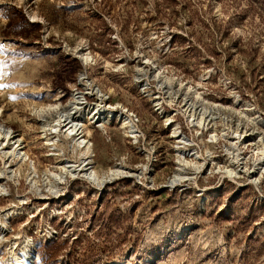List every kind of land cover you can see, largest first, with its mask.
<instances>
[{
    "label": "rangeland",
    "instance_id": "obj_1",
    "mask_svg": "<svg viewBox=\"0 0 264 264\" xmlns=\"http://www.w3.org/2000/svg\"><path fill=\"white\" fill-rule=\"evenodd\" d=\"M4 7L20 10L38 27L23 32L6 27ZM31 9L39 14L36 20ZM78 44H86L94 56L86 67L75 55ZM146 57L164 65L169 75L198 86L204 105L221 116L218 129L226 119L230 130L239 124L248 133L264 135V125L251 119H264V0H0V123L29 143L41 180V190L32 187L22 169L18 183H5L8 192L0 195V208L24 206L8 237L23 231L32 236L45 264H264V180L260 188L242 187L222 180L212 165V172L208 168L198 174L199 187L188 181L169 186L176 169L172 129L135 82ZM64 64L68 70L61 73ZM151 67L146 64L141 72L149 74ZM208 70L209 78L201 80ZM83 72L110 93L107 104L136 113L145 134L134 142L116 121L105 129L91 124L98 169L122 161L138 170L148 163L154 169L151 178H120L99 192L88 181L69 177L61 191L47 189L43 175L58 168L57 159L49 156L52 150L42 139L32 106L58 97L66 107L75 88L86 91L79 84ZM150 83L149 90L158 92L156 80ZM160 91L165 110H179L174 119L195 140L193 147L210 161L209 148L215 161L225 164L228 142L221 139L210 148L208 130L202 137L197 133L201 128L181 114L184 98L169 100ZM85 97L90 103L98 100ZM237 98L243 107L250 105L249 116ZM249 142L247 155L255 148ZM18 194L28 200L22 204ZM49 226L56 232L52 237L45 232ZM7 243L0 242V258L7 257Z\"/></svg>",
    "mask_w": 264,
    "mask_h": 264
},
{
    "label": "bare ground",
    "instance_id": "obj_2",
    "mask_svg": "<svg viewBox=\"0 0 264 264\" xmlns=\"http://www.w3.org/2000/svg\"><path fill=\"white\" fill-rule=\"evenodd\" d=\"M37 1L35 0V2ZM29 15L32 20H36L39 16L34 9L29 10ZM119 41L122 45L124 44L120 38ZM74 52L85 67L95 60L86 44H78L74 48ZM146 64H152V71L149 74L145 71L141 72ZM210 72L208 70L203 74L201 80L208 79ZM151 79L156 80L155 87L158 92L149 90L152 86ZM135 82L143 93L152 98L155 110L163 117L166 126L172 129V137L175 140L176 169L173 176L168 180L171 188L185 185L182 183L184 181H188V185L193 183L199 187L198 174L204 170L207 171L208 168L209 172H212L210 168L212 165H215L216 172L221 173L222 180L227 179L242 187L253 184L260 188V183L264 180V135L261 132L251 131L248 133L247 130L240 128L239 124L230 130L232 126L226 119L223 120V127L218 129V112L213 107L204 105L206 99L203 98V92L199 90V87L189 82L184 83L169 75L164 65L156 63L150 57L144 58L142 64L137 67ZM79 84L86 91L75 88L71 93L73 99L66 107L61 106V103L57 101L58 97L54 103L35 102L36 104L34 103L32 106L33 112L38 116L37 121L41 126L42 139L45 145L52 150L49 156L57 159V166L54 167L58 168L53 171L48 169L44 172L42 181H44L47 189H63L61 184L69 177H73L75 180H86L95 185L99 192L105 190L108 183L120 178L135 177L139 181H142L143 178L145 180L151 178L154 169L152 164L148 163L142 164L138 170L122 161L109 166L105 171L98 169L92 141L94 127L91 124L94 123L99 128L105 129L107 124L115 120L127 132L128 136L130 135L134 139V142H138L139 137L145 134L136 122L134 114L129 112L127 108L121 104L113 106L106 103L110 99V93L104 92L98 84L93 83L86 73L83 72L80 75ZM161 88L169 100L184 98L181 114L191 126L201 128L200 131L197 130V133L202 137L203 131L208 130L209 138L206 141L209 147L217 146L221 139L228 142V144H224L223 148L224 155H226L225 164L221 165L215 161L212 157L213 151L209 148L206 152L211 157L210 161L193 147L197 144L195 140L184 136L180 124L174 119V115L179 110L166 111L163 107L162 102L165 96H161ZM87 94L96 97L98 100L94 103L88 102L85 97ZM40 97H44V94L42 93ZM235 103L241 105L242 102L237 98ZM242 107L243 115L249 116L247 110H252L250 105L246 103L245 107ZM0 116H3L1 106ZM252 118L256 123L264 125V119L260 115ZM255 134H257V138L254 137ZM249 141L255 145L251 155L245 154V148H247ZM28 144L19 131L0 123V164H2L0 165V195L5 190L8 192L5 184L7 181H20L22 169L25 170L29 184L40 189L38 182L41 180L39 179L38 167L35 160L31 158L29 149H27ZM68 153L72 157L68 156ZM143 153L145 158L150 159V155H152L150 150L144 148ZM245 173L248 178L241 181ZM37 193L42 199L48 198L44 192L38 191ZM61 193L58 195L64 196ZM17 198L22 204L28 200L26 196L19 194ZM23 209L24 206L18 204H14L10 208H0V242H8L5 244L7 257L5 259L0 258V264H35L36 262L45 264L37 249L38 243L34 241L32 236L23 231L14 235L15 238L8 237V234L12 232L13 219L19 217L23 213ZM45 232L49 237L56 233L51 226L47 227Z\"/></svg>",
    "mask_w": 264,
    "mask_h": 264
},
{
    "label": "trees",
    "instance_id": "obj_3",
    "mask_svg": "<svg viewBox=\"0 0 264 264\" xmlns=\"http://www.w3.org/2000/svg\"><path fill=\"white\" fill-rule=\"evenodd\" d=\"M4 14L8 19L6 27L11 28L13 30L23 32L22 30H24V28L38 27L37 23L31 22L28 17L18 9L4 7ZM66 67L67 65H62V67L59 68V72L62 73L63 71L68 70V68Z\"/></svg>",
    "mask_w": 264,
    "mask_h": 264
},
{
    "label": "built area",
    "instance_id": "obj_4",
    "mask_svg": "<svg viewBox=\"0 0 264 264\" xmlns=\"http://www.w3.org/2000/svg\"><path fill=\"white\" fill-rule=\"evenodd\" d=\"M163 106H164V102H163ZM165 107V106H164ZM156 111V110H155ZM158 112V111H157ZM134 114V117L136 118V122H138L139 121V119H138V117H137V115H136V113H133ZM158 114H159V112H158ZM178 114V113H177ZM115 121V120H114ZM184 136H186L185 134H184ZM131 137V136H130ZM141 137V136H140ZM139 137V138H140ZM187 137V136H186Z\"/></svg>",
    "mask_w": 264,
    "mask_h": 264
}]
</instances>
